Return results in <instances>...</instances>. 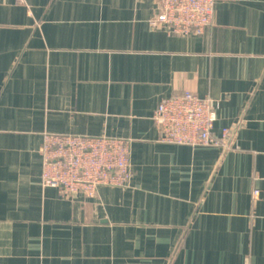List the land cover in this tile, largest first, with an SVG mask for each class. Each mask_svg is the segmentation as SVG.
Listing matches in <instances>:
<instances>
[{
    "label": "crops",
    "instance_id": "1",
    "mask_svg": "<svg viewBox=\"0 0 264 264\" xmlns=\"http://www.w3.org/2000/svg\"><path fill=\"white\" fill-rule=\"evenodd\" d=\"M158 11L0 0V264H264V0H216L202 35ZM183 91L214 102L228 147L159 140ZM45 133L130 140L131 185L44 187Z\"/></svg>",
    "mask_w": 264,
    "mask_h": 264
},
{
    "label": "built area",
    "instance_id": "2",
    "mask_svg": "<svg viewBox=\"0 0 264 264\" xmlns=\"http://www.w3.org/2000/svg\"><path fill=\"white\" fill-rule=\"evenodd\" d=\"M215 3L216 0H159V11L151 25L163 27L170 35H202L213 24ZM153 119L162 142L228 147L230 129H224L221 138L213 135L218 113L210 98L183 91L162 100ZM40 152L43 186L56 188L63 195L94 197L102 185H131L130 140L45 133ZM259 195L255 190L254 198Z\"/></svg>",
    "mask_w": 264,
    "mask_h": 264
},
{
    "label": "rangeland",
    "instance_id": "3",
    "mask_svg": "<svg viewBox=\"0 0 264 264\" xmlns=\"http://www.w3.org/2000/svg\"><path fill=\"white\" fill-rule=\"evenodd\" d=\"M85 196V195H84Z\"/></svg>",
    "mask_w": 264,
    "mask_h": 264
}]
</instances>
